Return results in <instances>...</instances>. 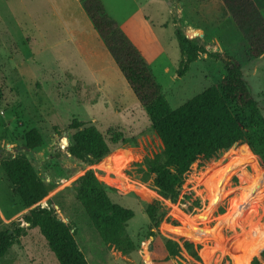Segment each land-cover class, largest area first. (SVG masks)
I'll list each match as a JSON object with an SVG mask.
<instances>
[{
	"label": "rangeland",
	"instance_id": "rangeland-1",
	"mask_svg": "<svg viewBox=\"0 0 264 264\" xmlns=\"http://www.w3.org/2000/svg\"><path fill=\"white\" fill-rule=\"evenodd\" d=\"M101 1L150 65L172 109L217 85L225 73L219 58L201 54L178 75L179 28L207 52L239 60L264 117V55L246 56L245 42L221 0ZM255 1L264 16V0ZM62 7H66L65 14ZM79 12L91 25L75 0H0V160L18 153L30 159L48 188L40 203L70 226L90 264H175L164 248L165 231L195 237L197 241L189 236L200 245L203 264L221 243L223 253L213 254L215 264H221L225 254H233L229 251L232 241L264 221V152L241 159L237 153L242 143H237L205 166L194 163L186 184L192 183L201 208L190 213L159 195L150 182L140 180L136 163L161 154L160 139L101 38L97 35V45L85 46L82 33L69 28L71 18L84 21ZM74 120L83 122L82 127H95L110 143L111 152L100 164H87L66 152L65 142L75 132L69 129ZM31 129L40 133L42 143L26 149L24 137ZM217 164L229 175L221 198L210 210V192L198 177L206 167ZM86 170H93L111 188L107 190L111 201L133 210L134 216L125 225L133 243L131 251L122 253L104 244L79 197L67 189ZM148 204L155 205V218H161L156 227L146 214ZM27 210L12 193L0 167V232L12 234L0 264H58L39 229L22 222ZM224 215L230 218L226 225L222 224ZM17 225L22 228L20 234L14 232ZM193 226L197 230L192 232ZM212 230L216 238H209ZM203 247L207 248L201 255ZM254 256L257 264H264V255L258 251Z\"/></svg>",
	"mask_w": 264,
	"mask_h": 264
},
{
	"label": "trees",
	"instance_id": "trees-1",
	"mask_svg": "<svg viewBox=\"0 0 264 264\" xmlns=\"http://www.w3.org/2000/svg\"><path fill=\"white\" fill-rule=\"evenodd\" d=\"M79 2L160 139L161 154L136 163L137 172L141 174L140 180L150 182L159 195L169 198L184 212L190 213L201 208L200 200L194 197L192 183L186 184L194 163L198 167L205 166L220 151L228 150L237 143H242L237 153L241 159L252 152L257 155L264 152V117L243 77L241 63L234 56L207 52L177 28L181 57L178 75L186 72L201 54L219 58L224 63L225 73L217 85L206 87L172 109L163 97L150 65L117 21L106 13L102 1ZM221 2L245 42L246 56L255 59L264 55V16L256 1ZM82 126L80 120H74L69 125V129L75 132L69 137L66 152L87 164H100L111 152L110 143L95 127ZM24 139L26 149H33L42 143V137L36 129L27 131ZM216 166L206 167L198 177L210 192V210L221 198V189L229 175L218 164ZM233 166H228L227 170ZM0 167L22 208H28L21 217L22 222L28 223V227L39 229L58 264H90L79 250L70 226L59 220L48 206L40 203L48 194V188L36 174L30 159L23 153L8 155L1 158ZM67 189L79 197L87 219L104 244L122 253L133 249V243L125 233L126 222L134 216L133 210L111 201L107 194L111 188L100 181L93 170H86ZM145 211L153 221V226H158L161 218H155V205L148 204ZM220 212L225 214L224 210ZM237 215L243 217V214ZM229 221L228 215L222 217L223 225ZM191 229L192 232L197 230L194 226ZM21 231L22 228L17 225L14 232L20 234ZM165 233L164 248L175 264H203L199 255L200 245L193 243L197 241L195 237L188 233L192 241L185 233ZM209 233V238H216L214 230ZM11 238L9 230L0 232V257L8 249ZM231 244L229 251L233 254H225L221 264H257L254 255L258 251L264 255V221ZM220 245L218 243L206 255L207 264H215V252L223 253ZM206 248L201 249V255Z\"/></svg>",
	"mask_w": 264,
	"mask_h": 264
},
{
	"label": "crops",
	"instance_id": "crops-1",
	"mask_svg": "<svg viewBox=\"0 0 264 264\" xmlns=\"http://www.w3.org/2000/svg\"><path fill=\"white\" fill-rule=\"evenodd\" d=\"M75 1H78L79 2V0H75ZM79 4H80V2H79ZM66 7H62V10H63V13L65 14V11H64V9H65ZM83 10V9H82ZM80 13V12H79ZM80 15L83 17V19H84V21H86V22H84L83 20H82V18H80L79 17V21H76V19L75 18H71L73 21H71L72 22V24L69 26V28H71L72 29V31L73 32H81L82 33V41H84L83 43H85V46H89L90 44H92V43H94V42H97V32L95 31V29H94V31L96 32H92L93 30H92V24L90 25V24H87L88 23V21L86 20V18L84 17V14H83V12L82 13H80ZM87 17V16H86ZM90 21V20H89ZM91 23V22H90ZM87 25H89V27L90 28H88L87 27ZM71 32V31H70ZM81 35V34H80ZM99 37V36H98ZM100 38V37H99ZM103 42V41H102ZM99 42H97L95 45H97ZM95 45H93V46H90L88 49H92ZM104 45V44H103ZM105 47V46H104ZM92 51V50H91ZM141 53V52H140Z\"/></svg>",
	"mask_w": 264,
	"mask_h": 264
},
{
	"label": "water",
	"instance_id": "water-1",
	"mask_svg": "<svg viewBox=\"0 0 264 264\" xmlns=\"http://www.w3.org/2000/svg\"><path fill=\"white\" fill-rule=\"evenodd\" d=\"M0 151H1V149H0ZM169 201H170V199H168ZM42 204V203H41ZM43 205V204H42ZM26 224H28V223H26Z\"/></svg>",
	"mask_w": 264,
	"mask_h": 264
},
{
	"label": "built area",
	"instance_id": "built-area-1",
	"mask_svg": "<svg viewBox=\"0 0 264 264\" xmlns=\"http://www.w3.org/2000/svg\"><path fill=\"white\" fill-rule=\"evenodd\" d=\"M65 143H66L65 146L68 145V144H67V141H66Z\"/></svg>",
	"mask_w": 264,
	"mask_h": 264
}]
</instances>
